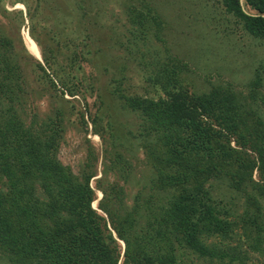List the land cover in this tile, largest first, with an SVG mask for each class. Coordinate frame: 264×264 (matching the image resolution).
Listing matches in <instances>:
<instances>
[{"label":"trees","instance_id":"1","mask_svg":"<svg viewBox=\"0 0 264 264\" xmlns=\"http://www.w3.org/2000/svg\"><path fill=\"white\" fill-rule=\"evenodd\" d=\"M11 1L24 8V13L13 14L15 25L22 27L28 21L27 34L42 54L41 61L34 60V68L56 100L73 109L71 100L92 96L97 83L95 113L88 114L85 104L83 108L94 134L107 144L102 149L105 162L99 178L90 170L91 153L75 174L61 163L56 155L63 137L61 111L55 109L42 120L31 114L22 121L19 72L7 55L11 43L0 32V263L185 264L181 252H187L210 264H247L250 258L239 253L238 242L224 249L207 245L211 238L234 241L231 236L236 224L228 221V213L218 206L221 201L213 199L209 190L212 181L222 179L227 180L229 190L244 198V225L254 226V236L244 227L239 236L248 239L249 251L264 257L259 225L263 217L259 199L264 198L263 116L227 84H209L204 92L190 87L186 63L166 54L161 55L160 64L158 59L150 62L153 68L148 75L138 74V89L120 87L119 77L124 79L129 65L112 64L114 57L122 63L128 61L137 72L136 67H144L148 56L157 57L156 44H162L160 15L131 5L132 1L143 5V0ZM113 3L124 19L121 31L114 23L106 25L104 5ZM213 4L247 35L264 41V0H214ZM64 10L72 13L71 22L76 17L97 26L92 59L88 47L77 53L75 39L80 36L74 31L59 44L52 34L47 37L49 31H41V23L51 15L52 19L58 13L62 17ZM102 18L105 21L100 24ZM148 36L155 43L149 44ZM138 41L149 44L146 54L138 53L134 44ZM69 46L63 59L66 64L57 66L58 53ZM118 50L123 54L117 55ZM78 60L104 74L115 68L117 76L109 77V90H101V75L82 89L85 79L81 75L82 80H77L80 73H73L81 69ZM117 66H124L122 75ZM256 72L250 81L251 100L261 81ZM112 100L139 120L137 133L127 134L137 140L150 164L142 185H128L131 164L112 149L120 138L109 118ZM97 121L103 126L100 129L95 127ZM249 151L255 157L250 159ZM254 170L258 181L252 179ZM96 191L101 196L93 208Z\"/></svg>","mask_w":264,"mask_h":264},{"label":"rangeland","instance_id":"2","mask_svg":"<svg viewBox=\"0 0 264 264\" xmlns=\"http://www.w3.org/2000/svg\"><path fill=\"white\" fill-rule=\"evenodd\" d=\"M143 1L145 2L143 5L140 2L137 3V1H132L131 5L135 7L134 9H140L141 12L151 9L155 11V15H160L164 22V30L160 36L162 44H156L158 45L156 47L157 57L148 56L147 60L143 62L145 65L142 68L135 66L138 73L135 72V69L130 68L132 65L128 61L122 63L114 57L112 64L129 65V68H126L124 79L119 77L120 87L124 88L127 85H131L138 89V81L140 79L138 74L148 75L149 71H151L150 67L153 68L150 62L158 59L160 64L161 55L164 56L166 54V56L174 57L176 60L186 63L188 70L186 79L188 84L191 83L190 87L193 85L198 92H204L209 84H227L233 92L243 98L242 100L247 105L253 108L255 112L258 111L264 118V41L253 39L242 31L239 26L233 23L230 16L223 14L222 8L218 4L216 6L213 4L214 0ZM11 2V0H0V32L11 43L6 49L9 51L7 55H11L10 61L16 65L19 72V87L20 90H23V92H18L22 97L20 106L24 111L22 121L26 122L25 118H28L31 114H35L39 120H42L45 116H52L55 109L60 110L61 116L64 118V126L62 142L56 152L57 158L63 165L69 166L75 174L81 166V162L85 160L86 155L91 153L94 161L92 160V168L90 170L95 172L96 178H99L105 162L102 149L107 144V140L105 139L104 142L106 143L104 144L94 134V128L83 108L85 104L88 114L93 115L95 113L97 103L94 104V101L95 95H97L96 91H98L97 83L93 85L94 94L92 96L86 94L84 100L79 99V96L71 100V104L74 106L73 109L70 104H66L62 100H56L49 90L47 82L39 76V72L34 68V60L41 61L40 48L31 39L39 49V59L33 58L24 48L21 30L23 29L25 32L26 26L28 27V21L26 23L23 21L22 27L19 26L17 28L15 25L13 14L18 11L24 13V8L20 4L13 5ZM104 6L107 7L105 17L109 21V24L106 23V25L110 26L114 23L118 31H121L123 28L120 24L124 21L121 11L114 3ZM70 13L69 10H64L62 17L58 13L54 19H52L51 15L50 19L45 23H41V31L45 34L50 32L47 37L52 34L54 42L58 44L66 42L64 40L71 36V31H74L77 36H80L75 39L78 45L77 53L88 47L91 51L89 58L91 57L92 59L94 56L93 39L96 35H99L97 32L98 28L93 23L86 24V20L79 21L76 17L71 22ZM104 21V18H102L99 23H104ZM31 22H34V17L31 18ZM148 38H151V36H148ZM48 40L50 41V38ZM50 43L52 44L51 41ZM151 43H155L152 38L149 44ZM84 44L86 45L85 47H83ZM134 44L138 47L139 54L148 52L149 44L146 42L141 43L138 41ZM70 47L62 48L60 54L58 53L56 57L57 66L66 64L63 59L64 56L69 54L68 49ZM120 51L116 54L122 55L123 53ZM101 57L105 56L100 55ZM112 64L110 66L111 69H113ZM78 65L81 69L74 70L73 73L77 71L80 73L77 80H82L81 75L85 79L84 82H81L82 89H86L87 86H90L92 79H95L97 75H101L99 82L102 87L101 90H103V87L109 90V77L114 76V79H116L117 76L114 71L115 68L112 71L113 74L110 71L104 74L102 71H96L85 60L83 62L78 60ZM118 68L120 69L118 74L122 75L123 70L125 71L124 66L123 68L120 66ZM255 71L261 77V81L259 86L256 87L255 94L252 97L253 100H251L249 99V92L251 91L250 81L254 78ZM139 93L142 92L140 91ZM115 101H111V106L113 107L109 118H111L110 122L113 130L120 133V138L118 141L115 140L113 142L114 147L112 149L123 154L131 164L128 185L131 186L133 183L142 185L149 174L150 164L144 158L137 140L132 139V136L127 134L128 131L134 134L137 133L139 120L135 119L131 113L121 110L119 104ZM83 122L86 124H83ZM103 125H105L104 122ZM100 126L102 125L97 121L95 127L100 129ZM104 136L106 137L105 134ZM230 146L235 148L233 141H231ZM125 149L128 151H125ZM248 155L250 159L255 157V154L250 151ZM252 173V179L258 181L256 170ZM90 184L94 187V181H91ZM119 184H121L120 181ZM130 186L127 187L130 189ZM209 190L213 199L221 201L218 206H223L226 210L228 221L235 223L236 226L233 227L234 234L231 237L234 241L231 243L221 241L218 238H211L207 241V245L224 249L227 245L233 246V244L238 242L241 245L239 253H245L250 258V262H247V264H264V257L257 254V252L248 250L246 246L248 239H242L239 236L243 227L248 228V231L251 230L250 234L254 236V226L244 225L241 220L245 208L244 198L239 196V193L232 192L227 188L226 179L212 181ZM100 195L98 191L95 192L96 198L100 197ZM259 204L263 216L259 219V225L262 226L260 235L264 238V198L259 199ZM249 210L251 208H248ZM238 238L242 239V242ZM183 253L186 255H183ZM181 257L185 264H210L187 252H181Z\"/></svg>","mask_w":264,"mask_h":264},{"label":"bare ground","instance_id":"3","mask_svg":"<svg viewBox=\"0 0 264 264\" xmlns=\"http://www.w3.org/2000/svg\"><path fill=\"white\" fill-rule=\"evenodd\" d=\"M21 35H22L24 48L27 50L29 55H31L35 59H39L40 58V53H39L38 47L34 44V42L31 40V38L28 36V34L26 35L24 30H23Z\"/></svg>","mask_w":264,"mask_h":264},{"label":"clouds","instance_id":"4","mask_svg":"<svg viewBox=\"0 0 264 264\" xmlns=\"http://www.w3.org/2000/svg\"><path fill=\"white\" fill-rule=\"evenodd\" d=\"M262 16L264 17V13L262 14ZM100 196H101V195H100ZM99 199H100V197L96 198V201H95V202H93V203H95L94 205L92 204V207H93V208H95V207H96V202H97Z\"/></svg>","mask_w":264,"mask_h":264},{"label":"built area","instance_id":"5","mask_svg":"<svg viewBox=\"0 0 264 264\" xmlns=\"http://www.w3.org/2000/svg\"><path fill=\"white\" fill-rule=\"evenodd\" d=\"M22 32H23V29L21 30V34H22ZM25 33H26V35H27V30H25Z\"/></svg>","mask_w":264,"mask_h":264}]
</instances>
